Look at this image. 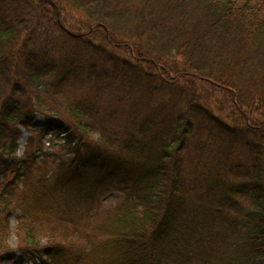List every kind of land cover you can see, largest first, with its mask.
<instances>
[{"label": "trees", "instance_id": "1", "mask_svg": "<svg viewBox=\"0 0 264 264\" xmlns=\"http://www.w3.org/2000/svg\"><path fill=\"white\" fill-rule=\"evenodd\" d=\"M0 206L51 262L264 264V0H0Z\"/></svg>", "mask_w": 264, "mask_h": 264}, {"label": "rangeland", "instance_id": "2", "mask_svg": "<svg viewBox=\"0 0 264 264\" xmlns=\"http://www.w3.org/2000/svg\"><path fill=\"white\" fill-rule=\"evenodd\" d=\"M12 11L17 10L14 9ZM33 114L34 116L29 127H24L21 124H16L18 129L21 131V136L18 140L16 156L23 157L24 155H27L30 157V152L32 151L35 154L36 162L39 164V166H41V164L42 166H44V158H47V155L55 154L53 157L47 159L48 166H53L57 163V160L55 162H52L51 160L58 159L57 154L60 156L64 155L63 152H65V150L61 148L59 141H57L58 138L62 139L64 135L55 133L47 134V132L42 133L41 129L44 122V114L40 111H35ZM89 138L94 140L95 138H97V134L90 135ZM31 156L34 157V155ZM122 197L123 195L120 192H108L102 196L101 202L104 206L111 207L115 205L116 201L121 199ZM0 216H2L1 206ZM19 216V210L13 212L9 223V236L7 238L0 239V264H70L67 259L70 260L73 257L72 254L68 256L64 254L66 259L62 255H56L54 262H51V259L46 257L45 253L48 252L46 247H48L50 244L48 238L50 236V233L47 235V231L40 225H38V223H36V228H33V231L37 233L36 237L38 242L36 246H38L39 248H37L41 250V254L34 253L26 255V252L20 250L19 247H24L20 240L22 238L21 235L27 230V228H25V225H21ZM51 240V242H54L53 238H51ZM78 245H83L84 249L85 246L87 249L90 247V244L85 243V241H81ZM34 250L35 249L32 248L30 251H28V253H31ZM73 252L75 256H83L86 250L81 251L80 249L76 248ZM92 257L94 258V263L96 264V255L92 254ZM72 264H75V262H73ZM76 264H82L80 262V258ZM98 264H100V262Z\"/></svg>", "mask_w": 264, "mask_h": 264}]
</instances>
